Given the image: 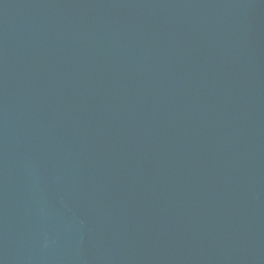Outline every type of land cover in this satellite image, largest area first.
<instances>
[{"label": "water", "instance_id": "water-1", "mask_svg": "<svg viewBox=\"0 0 264 264\" xmlns=\"http://www.w3.org/2000/svg\"><path fill=\"white\" fill-rule=\"evenodd\" d=\"M0 264H264V0H0Z\"/></svg>", "mask_w": 264, "mask_h": 264}]
</instances>
